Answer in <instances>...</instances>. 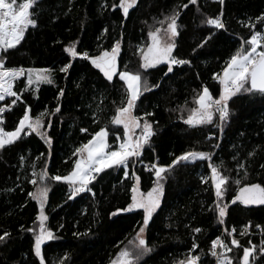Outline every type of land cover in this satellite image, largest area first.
Returning <instances> with one entry per match:
<instances>
[{
  "label": "trees",
  "instance_id": "16d2710c",
  "mask_svg": "<svg viewBox=\"0 0 264 264\" xmlns=\"http://www.w3.org/2000/svg\"><path fill=\"white\" fill-rule=\"evenodd\" d=\"M119 3L120 0H38L33 10L37 26L29 27L21 43L7 53L6 66L52 69L54 83L41 84L38 91L34 85L25 90L26 76L21 77L14 82L21 100L14 106L13 97L0 102V107L11 108L3 114L5 131L15 129L29 108L32 119L47 110L50 114L44 117L42 131L46 130L51 139L49 145L35 132L26 130L21 140L0 150V235L10 233L0 242V264H39L33 234L26 231L37 226L34 222L39 214L38 203L28 195L37 187L29 183L32 165H36V172L46 166L50 177H63L73 170L76 149L101 128L108 131V143L114 148L116 136L123 138L122 127L112 120L117 107L123 106L122 100L126 101L124 82L118 75L108 81L90 59L81 58L84 52L92 57L110 50L118 40V71L140 72L150 89L143 92L134 115L152 113L146 118L156 134L140 160L128 169V178L123 169H107L89 185L91 192L72 199L66 182L45 181L50 188L45 207L47 224L56 236L42 245L46 264H60L65 258L66 264H111L143 223V210L110 216L131 202L132 171L140 177V189L146 193L155 178L147 168L154 163L171 165L190 151L210 153L214 165L222 162L221 174L229 177L223 201L229 204L225 223L219 224L212 210L215 196L208 162L182 161L164 174L160 207L144 233L152 251L141 264H177L187 257L193 243L198 245L195 251L202 256V263L211 264L212 241L219 236L221 226H234L238 231L235 239L242 246L238 249L231 245V239L222 238L233 247V252L227 253L233 263H240L244 247L256 245L254 264H264V254L259 252L264 234L256 230L259 225L264 231V206L231 205L243 184L264 186V95L234 98L236 103H229L230 117L220 131L217 117L211 125L191 127L183 123L184 109L194 107V99L204 86L214 98L219 97L220 86L213 74L222 73L225 62L255 31L264 33V20L257 19L264 17V0H224L223 5L219 0H197L195 5L189 0H137L127 18ZM176 11L180 13L179 35L175 37L173 56L190 63L175 65L170 73L165 64L140 70V49L146 45L148 32ZM217 17L222 18L224 29L206 23ZM205 40L207 43L200 47ZM72 44L76 45V57L65 51ZM65 65H71L67 73L59 70ZM58 106L61 111L52 115ZM240 164L245 169H240ZM244 170L248 179L238 186L233 181L240 179ZM202 177L207 183L202 182ZM249 225L247 234L241 235ZM196 228L201 231L195 232Z\"/></svg>",
  "mask_w": 264,
  "mask_h": 264
},
{
  "label": "snow or ice",
  "instance_id": "6c2138e0",
  "mask_svg": "<svg viewBox=\"0 0 264 264\" xmlns=\"http://www.w3.org/2000/svg\"><path fill=\"white\" fill-rule=\"evenodd\" d=\"M193 5L197 0H189ZM223 5L224 0H219ZM38 0H0V101H5L7 97H13L11 104L14 106L21 100V93L14 90V82L21 77L26 76V88L30 89L33 85L38 91L41 84H52L53 70L52 69H36V68H16L8 67L7 53L10 49H15L17 45L25 38V32L29 27L35 28L37 20L33 18L34 7ZM18 4V7H17ZM137 0H120L119 7L123 10L125 18L129 15V10L135 7ZM187 8L188 5H183ZM180 13L173 12L171 15L165 16L159 21L161 27L155 28L154 31L148 32V37L151 41L147 45L146 50L140 49L142 64L141 68L145 71L155 68L159 64H167V71H173L175 65L189 64L190 61L178 59L173 56V51L176 47L175 37L179 35L177 20ZM222 17V13H221ZM221 17L215 19H207L206 23L215 29H224L225 24ZM264 20V17L257 18ZM167 27L163 29V25ZM251 27H255L251 25ZM107 33V29L104 30ZM211 37H209L210 39ZM207 43L205 40L200 47ZM249 47L246 49L244 45ZM264 33L255 31L250 38L243 41L241 47L233 54L229 60L225 62V67L222 74H213V78L221 85L218 98H214L207 86L203 87L202 92L194 99L196 107L189 110V115L183 120V123L191 126L211 125L214 123V117L218 116V127L222 125L230 117L229 103H236V99H241L245 95H264ZM72 57L78 55L76 45L65 48ZM121 51V41H116L110 50H102L100 54L90 57L87 52L81 56L82 59L89 60L96 69L103 73L108 81H113L114 76L119 77L126 85V101L122 100L121 107H117L116 115L112 120L114 125H122L123 139L119 135L116 136L118 146L115 148L108 143V131L106 128H101L96 132L91 140L81 147L77 148L74 155L79 156L75 161L73 170L66 176H49L47 167L45 166L40 172H36V165L33 164L32 178L29 180L34 186H37L34 191L28 193L32 200L39 205V214L36 217L37 226L35 228L26 229L33 234L34 238V254L39 259V264H46L45 256L42 254V245L46 242L54 241L56 236L48 226V215L45 212L47 204L48 192L50 188L45 184L46 180L64 181L70 188L71 193L69 199L83 192H91V185L96 181L97 177L107 169H123L125 178H128L130 167H134L135 162L139 161L143 155L145 147L150 144L151 138L156 134L153 124L146 118L153 115L145 113L143 117L134 115V110L137 109V102L143 95L144 91L150 90L148 82L142 79L140 72L132 73L128 70L118 71V56ZM71 65H65L59 70L67 73ZM127 66H125V69ZM158 86V85H157ZM63 90L60 91V96H63ZM236 98V99H234ZM6 111H11L10 107H0V150L6 146L13 145L22 139V133L35 132L46 143L51 144V139L47 135L45 129L44 117L50 113L45 110L38 114L35 119L29 115L30 108L24 112L23 118L19 120V126L14 131H5L3 125V115ZM60 107H56L55 112L59 113ZM141 121H143L141 123ZM48 128L51 127V121H48ZM139 130V132L137 131ZM86 132L87 129H81ZM211 138V137H210ZM251 155V154H250ZM23 159V157H22ZM39 159V157L37 158ZM197 160L207 161L211 173V181L215 190V208L212 209L218 213L219 224L225 223V217L228 213L229 204L224 203V196L227 191L229 177L221 174V165L212 163V155L202 151H190L182 154L173 160L171 165L160 166L152 164L146 170L152 171L155 176V186L146 194L140 189V177L132 171L131 175L135 183L131 187V202L126 208L117 209L110 216H116L121 212H133L135 210H143V223L139 227L134 240L129 241L128 246L123 248L116 259L111 261V264H141L142 259L147 256L152 249L144 237V233L149 226V222L153 214L160 207L161 197L163 195V180L165 173L174 168L180 162H195ZM264 168V165H261ZM240 169H245L244 164L239 165ZM248 179V172L243 171L240 179H235L233 182L236 185H241L243 180ZM202 182L207 183V179L202 177ZM95 195V193H93ZM239 203L244 206L262 205L264 206V186L260 183L243 184L239 187L238 194L231 200V205ZM63 228L64 225H60ZM248 227H245L241 235L248 232ZM257 227H260L259 225ZM195 232L199 233L201 229L196 228ZM236 229L233 227L229 232L225 229L227 235L231 236ZM74 235H87V233ZM10 233L5 232L0 235V242H3ZM251 243V242H249ZM231 245L235 248L242 247L239 241L235 238L231 240ZM198 245L193 243L192 250L185 259L177 262V264H202L199 255H193ZM222 249L218 252L217 248ZM257 250L256 245L251 248H243L242 264H254V253ZM233 252V247H229L223 239L217 237L212 241L211 256L216 258L217 264H233V257L227 253ZM259 252L264 254V241L259 246ZM66 259L60 264H66Z\"/></svg>",
  "mask_w": 264,
  "mask_h": 264
},
{
  "label": "rangeland",
  "instance_id": "374dc122",
  "mask_svg": "<svg viewBox=\"0 0 264 264\" xmlns=\"http://www.w3.org/2000/svg\"><path fill=\"white\" fill-rule=\"evenodd\" d=\"M6 2H8V0H6ZM119 6V5H118ZM120 8V7H119ZM121 9V8H120ZM122 10V9H121ZM123 11V10H122ZM157 27H161V26H156L155 28H157ZM167 27V24H165V25H163V27H162V31H163V29L164 28H166ZM155 28L152 30V31H154L155 30ZM151 43V41H150V39H149V37H148V39H147V42H146V45L144 46V49L146 50V47H147V45L148 44H150ZM259 50H264V49H258V51ZM70 55V54H69ZM71 56V55H70ZM141 64H142V59H141V53H140V60H139V69L140 70H143L144 71V69H142L141 68ZM159 65H162V64H159ZM165 65H167V64H165ZM158 66V65H157ZM133 73V72H132ZM222 74V73H221ZM126 86V85H125ZM219 86H220V89H221V85L219 84ZM1 102V101H0ZM194 107H196V105H195V103H194ZM193 107V108H194ZM190 110V109H189ZM189 110H187L186 108L184 109V116H185V119L187 118V116L189 115ZM217 118H218V116H216ZM216 117H214V119L216 118ZM219 121V120H218ZM142 123V122H141ZM219 124V123H218ZM19 126V123H18V125L16 126V127H18ZM118 126H120V127H122V125H118ZM217 128H218V130L220 131L221 130V127H218L217 126ZM122 129H123V127H122ZM15 129H13L12 131H14ZM138 132H139V130H137ZM123 139V138H122ZM121 139V140H122ZM116 146H118V142H117V144H116ZM79 158V156H77V158H76V160ZM75 164V163H74ZM74 168V167H73ZM155 177V176H154ZM155 179L156 178H154V182H153V186H152V188L155 186ZM134 183H135V181H134ZM151 188V189H152ZM150 189V190H151ZM149 190V191H150ZM213 192H214V196H215V190H214V187H213ZM144 193V192H143ZM147 193V192H146ZM145 193V194H146ZM237 194H238V192H237ZM236 194V195H237ZM215 201H216V197H215ZM252 206V205H251ZM139 210H142V209H139ZM135 211H137V210H135ZM134 212V211H133ZM122 213H130V212H122ZM217 218H218V213H217ZM136 236V235H135ZM135 238V237H134ZM134 240V239H133ZM200 257H202V256H200ZM242 257H243V255L241 256V258H240V263L239 264H242ZM201 262H202V260H201ZM252 263V258L250 257V264ZM202 264H205V263H202ZM233 264H235V263H233Z\"/></svg>",
  "mask_w": 264,
  "mask_h": 264
},
{
  "label": "built area",
  "instance_id": "2783aa9c",
  "mask_svg": "<svg viewBox=\"0 0 264 264\" xmlns=\"http://www.w3.org/2000/svg\"><path fill=\"white\" fill-rule=\"evenodd\" d=\"M3 115V114H2ZM212 182V181H211ZM234 226H229V227H224V226H221V230H220V233H219V236L218 237H220L221 239L223 238V237H228L229 239H233V238H236V236H237V229H236V231L231 235V236H229V235H227V233L225 232V229H227L229 232L232 230V228H233ZM256 230L258 231V233L260 234V235H263L264 234V231L260 228V227H257L256 228ZM216 239V238H215ZM211 250H212V245H211V249H210V257H211V259H212V263L211 264H217V261H216V258H214V257H212L211 256ZM217 251L219 252V247L217 248ZM193 255H199V251H195V252H193L192 253ZM200 256V255H199Z\"/></svg>",
  "mask_w": 264,
  "mask_h": 264
}]
</instances>
